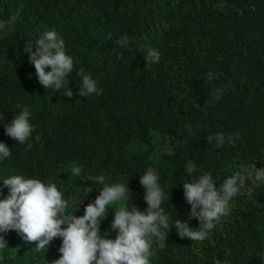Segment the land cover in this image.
<instances>
[{
  "label": "trees",
  "instance_id": "obj_1",
  "mask_svg": "<svg viewBox=\"0 0 264 264\" xmlns=\"http://www.w3.org/2000/svg\"><path fill=\"white\" fill-rule=\"evenodd\" d=\"M13 17L11 29L0 31V142L12 152L0 160L3 196L12 175L51 181L68 210L82 216L103 186L92 178L103 175L128 184L129 210L145 211L140 177L153 167L172 230L162 245L153 240L150 264H264V182L246 180L204 241L181 238L174 228L177 219L199 227L189 218L184 183L209 172L219 189L242 167L264 168V0H0V21ZM52 30L73 59L72 97L40 84L24 51H35ZM149 48L159 62H146ZM81 69L101 94L79 96ZM18 104L35 129L25 144L5 134ZM217 133L225 137L221 146L208 141ZM189 165L196 170L189 173ZM116 210L108 206L101 221L106 238L117 235L110 227ZM0 236L7 242L0 264L59 259L60 238L38 250L15 230Z\"/></svg>",
  "mask_w": 264,
  "mask_h": 264
},
{
  "label": "clouds",
  "instance_id": "obj_2",
  "mask_svg": "<svg viewBox=\"0 0 264 264\" xmlns=\"http://www.w3.org/2000/svg\"><path fill=\"white\" fill-rule=\"evenodd\" d=\"M14 23V17L0 21V31L6 34ZM127 40L125 37L124 42ZM35 45V51L31 46H25L24 51L30 54L29 62L34 65L40 84L46 89L65 88V96L72 97L67 77L73 71L74 64L72 57L66 54L64 40L56 31H46L35 41ZM145 59L147 63L159 62L160 53L149 48ZM49 67L51 70L46 72L45 69ZM78 75L83 81L78 88L79 96H87L93 92L101 94L96 82L83 69ZM211 75L212 73L208 74L209 81ZM222 91L223 89H217L214 92L216 100L220 99ZM17 107L21 111L10 123L4 125L5 134L19 144H25L35 129L29 120V109L19 104ZM36 139L39 140V137ZM213 140L217 146H221L225 137L222 133L208 137L209 143ZM11 155V149L0 142V160ZM81 170V166L72 165L74 175H80ZM187 170L192 173L196 169L194 165H189ZM92 179L103 185L100 194L94 202L87 204L82 216H76L73 211L68 210L69 202L55 183H45L24 175L9 176L3 180V187L9 190L7 196H3V188H0V196H3L0 198V233L15 230L26 242H37L38 250L44 249L54 238H60V256L53 264H150V257L154 255L151 250L153 240L162 245L172 230L170 216L161 207L166 197L159 183L157 170L148 167L140 177L147 204L145 211L133 204L129 210L126 203L130 190L128 184L107 183L103 175ZM253 179L264 182V168L258 169L256 164L242 167L240 171L225 178L219 189L215 187V181L209 172L184 183V197L191 205L189 218H197L199 227L194 229L187 222L177 219L174 228L178 235L197 242L204 241L214 228V222L228 214L230 201L240 194L246 180ZM91 191L92 188H89V193ZM110 205L117 206L110 225L111 230L117 232L115 239L106 238L107 233L102 235L100 231L101 221L107 216L105 213ZM6 246L7 242L0 236V249ZM214 264H221V261L214 258ZM224 264L228 262L225 261Z\"/></svg>",
  "mask_w": 264,
  "mask_h": 264
},
{
  "label": "rangeland",
  "instance_id": "obj_3",
  "mask_svg": "<svg viewBox=\"0 0 264 264\" xmlns=\"http://www.w3.org/2000/svg\"><path fill=\"white\" fill-rule=\"evenodd\" d=\"M163 148V147H162Z\"/></svg>",
  "mask_w": 264,
  "mask_h": 264
}]
</instances>
